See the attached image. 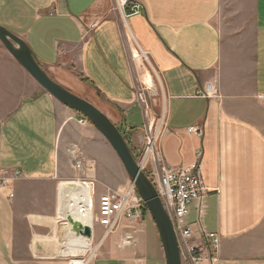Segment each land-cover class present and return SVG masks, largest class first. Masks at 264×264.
<instances>
[{
    "label": "crops",
    "instance_id": "1",
    "mask_svg": "<svg viewBox=\"0 0 264 264\" xmlns=\"http://www.w3.org/2000/svg\"><path fill=\"white\" fill-rule=\"evenodd\" d=\"M133 1L142 11L125 18L116 0H0V25L27 43L54 81L104 113L135 155L144 150L146 125L163 123L158 146L167 165L200 162L210 192L203 213L193 203L187 222L194 244L202 242L201 228L220 237L215 261L201 264H264V133L254 124L264 105V0ZM207 84L219 88L218 100L198 96ZM82 117L0 41V177L23 172L0 190V264L82 259L69 211L91 201L96 207L108 190L129 186L113 147ZM191 127L203 128L204 137ZM79 182H95L93 195ZM126 221L88 264H150L144 226ZM103 233L95 228L94 245Z\"/></svg>",
    "mask_w": 264,
    "mask_h": 264
},
{
    "label": "built area",
    "instance_id": "2",
    "mask_svg": "<svg viewBox=\"0 0 264 264\" xmlns=\"http://www.w3.org/2000/svg\"><path fill=\"white\" fill-rule=\"evenodd\" d=\"M115 11L121 13L125 18L139 14L142 6L139 2L133 0H116ZM198 96L218 100L220 98L219 88L213 84H207L199 92ZM138 99L142 103H147L144 90L138 91ZM87 118L82 117L81 124H89ZM161 124L159 129H153V126L146 125L145 146L142 153L135 155L137 163L141 170L147 175L149 180L155 186L162 200L163 206L170 216L178 238L181 251L182 262L189 264H201L205 260L215 261L220 248V237L216 233L206 232L201 228L203 235L200 244H194L195 231L187 222V217L191 211L193 203L199 204L200 213H203L205 198L210 192L205 186L204 177L201 172V165L198 161L195 165L188 167H172L165 162L158 143L162 136ZM189 133L198 137H204V129L201 127H191ZM198 158H202V152L198 153ZM77 170L82 171L84 165L81 161L75 162ZM23 178L21 169L6 172L0 177V190H6L12 183ZM79 189H89L91 196L95 192V182H79ZM11 197L12 195L9 194ZM89 219L90 227L94 236L97 226L104 229L102 241L115 234L120 228L123 220L139 221L144 216V210L147 208L144 200L139 196L133 183L120 190H109L101 195L96 207L94 202H90ZM93 238V237H92ZM132 238L128 237L123 241L124 246H129ZM206 254L209 257H206Z\"/></svg>",
    "mask_w": 264,
    "mask_h": 264
},
{
    "label": "water",
    "instance_id": "3",
    "mask_svg": "<svg viewBox=\"0 0 264 264\" xmlns=\"http://www.w3.org/2000/svg\"><path fill=\"white\" fill-rule=\"evenodd\" d=\"M0 41L48 94L66 107L87 118L90 124L106 138L121 160L139 196L146 203L162 242L166 264H183L173 222L163 206L158 191L139 167L136 157L120 129L93 104L54 81L27 43L1 25ZM67 221L77 235L88 239L93 237L90 226L80 223L71 215L67 217Z\"/></svg>",
    "mask_w": 264,
    "mask_h": 264
},
{
    "label": "rangeland",
    "instance_id": "4",
    "mask_svg": "<svg viewBox=\"0 0 264 264\" xmlns=\"http://www.w3.org/2000/svg\"><path fill=\"white\" fill-rule=\"evenodd\" d=\"M36 95L37 94H35V96ZM255 117H256V119L254 121L255 126L264 133V105H258L257 106ZM131 183L132 182L130 180L129 184H131ZM117 190H120V189H117ZM89 207L90 206H84L83 210L72 209L71 211H69V213L74 219L78 218L80 220H88L91 223V221L89 219V215L91 214ZM151 218H152V216H151L150 212L148 211V213H146L145 217L143 216L142 219L139 220L138 223L141 226L142 225L144 226L142 237L144 238L145 247H146V249H148L147 259H148L150 264H157L158 257L160 256V258L162 257V259H163V258H165V255L163 253L164 250L161 248L160 239H159L160 236H158L159 234L157 232L158 230H156L157 227L155 225V222H154V226H155L154 227L152 225L151 221L147 220V219H151ZM126 222H127L126 220L122 221V224H121L122 227L120 228V231L116 235L113 234L112 237L118 238L120 236L121 232H123L125 229ZM80 223H83V222H80ZM136 226H139V225H134L135 228H136ZM132 228L133 227H130L129 229H132ZM261 229L264 230V224H263ZM106 240H104V241H106ZM104 241H100L99 243L97 242L96 245H94V246L98 247L97 251L95 252L96 253L95 257L97 256L98 250H99L100 246L104 243ZM80 251H81V253H80ZM78 252H79L78 257L82 256V259L81 258H77V259H79L81 261L86 260L90 257L92 259L95 258V257H92L93 255L89 251L86 252L85 248H84V250H79ZM162 264H165L164 259L162 260Z\"/></svg>",
    "mask_w": 264,
    "mask_h": 264
},
{
    "label": "bare ground",
    "instance_id": "5",
    "mask_svg": "<svg viewBox=\"0 0 264 264\" xmlns=\"http://www.w3.org/2000/svg\"><path fill=\"white\" fill-rule=\"evenodd\" d=\"M73 184V183H72ZM82 224H84V223H82ZM85 224H87V223H85ZM88 226H89V224H87ZM68 229V228H67ZM81 238V240H82V244H77L76 243V241H73V243L72 244H74V245H72L71 243H68V245L70 244V245H72V247L73 248H75V245L77 244V247L78 248H76L77 250H76V254L75 255H77V254H79V250H84V248H85V250H86V252L87 251H89L93 256L92 257H95V252L97 251V246H94V244H93V240H92V238L91 239H88V238H84V237H80ZM72 242V241H71ZM89 244H91V247H90V245ZM63 249V248H62ZM61 249V250H62ZM80 253H81V251H80ZM91 258V257H90ZM92 259V258H91ZM83 262H84V264H88V261L87 260H83V261H81V260H79V259H76V260H74V262H73V264H83ZM72 264V263H71Z\"/></svg>",
    "mask_w": 264,
    "mask_h": 264
},
{
    "label": "trees",
    "instance_id": "6",
    "mask_svg": "<svg viewBox=\"0 0 264 264\" xmlns=\"http://www.w3.org/2000/svg\"><path fill=\"white\" fill-rule=\"evenodd\" d=\"M144 217H145V215H146V213H148V209L146 208L145 210H144Z\"/></svg>",
    "mask_w": 264,
    "mask_h": 264
}]
</instances>
